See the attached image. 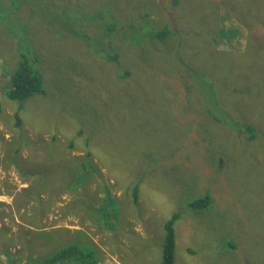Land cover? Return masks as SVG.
<instances>
[{"label":"rangeland","instance_id":"rangeland-1","mask_svg":"<svg viewBox=\"0 0 264 264\" xmlns=\"http://www.w3.org/2000/svg\"><path fill=\"white\" fill-rule=\"evenodd\" d=\"M16 1L20 9L12 8ZM16 1L0 0V264H29L69 244L93 252L95 264H161L163 225L174 213L173 264H264V0ZM252 1L259 10L247 6ZM94 9L121 18L144 11L175 31H194L180 34L178 53L196 63L198 52L208 57L228 90L229 118L202 112L178 53L150 51L161 76L135 73L123 83L96 45L82 46L61 28L69 21L95 37V21L85 22ZM74 19L83 23L73 26ZM21 36L46 72L48 96L26 100L17 127L16 103L5 92ZM194 36L201 41L190 42ZM111 44L122 53L117 40ZM130 56L133 71L146 67L140 51ZM159 80L177 93H152ZM237 123L250 125L255 138L237 133ZM88 135L95 172L76 186L73 158L81 160ZM208 191L207 208L190 205Z\"/></svg>","mask_w":264,"mask_h":264},{"label":"trees","instance_id":"trees-1","mask_svg":"<svg viewBox=\"0 0 264 264\" xmlns=\"http://www.w3.org/2000/svg\"><path fill=\"white\" fill-rule=\"evenodd\" d=\"M11 1V0H10ZM16 1V0H15ZM261 1V0H260ZM17 2V1H16ZM264 3V2H263ZM13 9H20L22 6L20 1L17 3L12 2ZM261 3L251 2L247 6H254L257 10L260 9ZM248 8V7H247ZM247 12L248 10L245 9ZM94 12V13H93ZM256 11H253L254 14ZM92 14L89 15V19L85 22L94 20L96 24V29H98V34L93 37L88 30L76 29L69 25V21H62L63 26L61 27L62 30L70 29L68 33L70 38H74L79 44L82 46L87 45H96L98 49V53H93L98 56V58L105 59L109 62H113L116 64L114 69L119 72L118 78L122 80L123 83L125 81L131 80L135 76L140 75L141 77L145 75L147 72L155 73L157 76L160 75L159 68L155 67L151 63L150 59V51L151 53L155 52L157 54L161 53H178V49L181 48V39L180 34L183 36L193 35L195 34L194 31L190 30L189 28H178L176 27L177 31L172 29V23L162 17H157L155 14H150L148 12L139 11L134 13L128 18H121L117 17L113 11L110 9L107 10H93ZM249 13V12H248ZM264 17V13L260 16ZM261 19V18H260ZM82 24L83 21H78L74 19L72 25L75 26L77 24ZM64 27V28H63ZM60 34V33H59ZM196 35V34H195ZM62 37H58L59 39ZM22 36L20 37V44L21 46L18 53V62L14 64L10 79L8 82V89L5 92V96L16 103V108L14 111V118H15V126L19 127L22 123L21 119V111L24 108L25 101L33 97L34 95H45L48 96L47 88L45 86L46 83V72L40 66V60L37 54L34 52L32 46L26 41L23 44ZM57 39V38H56ZM172 39H176L175 41ZM117 40L120 44L122 53H118L114 50L113 45L111 44L112 41ZM109 41V42H108ZM190 42L197 44L201 40L195 39V36L189 39ZM171 44L173 45L172 48H168L167 50L164 49L162 46ZM186 47V44L184 45ZM124 48L126 50H124ZM128 48V50H127ZM132 50H136L139 54L141 52V56L139 60L146 62V67L142 66L141 64L136 66V69L133 71L131 69L133 65V61L131 60L132 57L130 53ZM199 57L196 56V60L199 61L198 63L193 62V57L190 56V60L187 55L179 54L180 60V68L184 67L188 73L190 74V78L186 82L190 84V89L188 92L195 91L197 95L200 96L202 102V112L206 114L208 119L218 120L220 119V115L223 114L228 117L227 112L232 111L226 107V104L223 105V89L228 90L217 81L215 76L211 73L208 67V57L205 56L203 52H198ZM184 56L189 60V62L184 60ZM126 60L128 65H125L121 61ZM165 56H162L164 59ZM203 59V61H201ZM140 61V62H141ZM164 62V60H162ZM204 63L202 66L200 63ZM149 62V63H148ZM120 64V66L118 65ZM95 70V69H94ZM181 70H179L181 72ZM140 71V72H138ZM181 76V75H179ZM185 82V83H186ZM184 83V84H185ZM184 84L180 83L181 88ZM133 85V84H132ZM172 88V94L177 93L175 90L174 85H171L168 82H163L159 80L157 86L154 88L152 93L157 94H169V89ZM192 88H194L192 90ZM57 90V87H55ZM185 92V93H188ZM184 94V93H183ZM204 97H211L210 100L205 99ZM139 98L138 94H135L134 102L137 101ZM169 103V101H168ZM220 113V114H219ZM211 117V118H210ZM229 118V117H228ZM225 124L230 125L231 120L229 121L226 119L224 121ZM238 124V123H237ZM238 129H236L237 133H243L247 136V141H251L255 138L253 128L248 125L244 124V126L240 123L238 124ZM82 131H79L76 135L72 136L69 140L70 147L75 146V141L78 137H80ZM93 140L91 139L90 135L84 139V155L81 156V160L79 157H74L77 161V165L74 163L73 166V175L75 177V185L79 186L91 173L95 172V168L90 162V159L93 156V152L91 150V144ZM243 142V141H242ZM219 159V158H217ZM216 159V160H217ZM215 160V161H216ZM218 161V160H217ZM133 194V201L136 202L138 199V186L134 185L132 188ZM106 198H109V194L106 195ZM212 202V197L210 192L203 196H199L190 202V205L194 208H207ZM179 217V213H174L170 219H168L164 225V244L162 247V261L161 264H173L174 260V249H175V222ZM58 246V245H57ZM56 245L47 251H45L44 255L38 259H30L29 264H62V263H75V264H95V262L91 259L93 256V252H86L87 248L79 244H69L62 247H57ZM54 248V249H53ZM9 264H18L16 261H12Z\"/></svg>","mask_w":264,"mask_h":264},{"label":"bare ground","instance_id":"bare-ground-1","mask_svg":"<svg viewBox=\"0 0 264 264\" xmlns=\"http://www.w3.org/2000/svg\"><path fill=\"white\" fill-rule=\"evenodd\" d=\"M109 42V41H108ZM118 46V45H117ZM149 63V62H148ZM231 195V194H230ZM231 204V203H230ZM194 209V208H193ZM197 213V212H196ZM200 213V212H199ZM228 221V220H227ZM245 221V220H244ZM235 225V224H234Z\"/></svg>","mask_w":264,"mask_h":264}]
</instances>
